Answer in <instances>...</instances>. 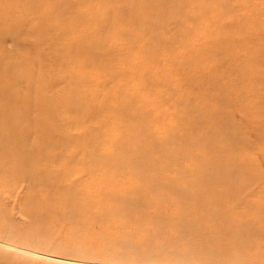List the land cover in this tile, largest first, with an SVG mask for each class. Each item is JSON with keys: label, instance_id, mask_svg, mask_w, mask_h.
I'll return each mask as SVG.
<instances>
[{"label": "bare ground", "instance_id": "bare-ground-1", "mask_svg": "<svg viewBox=\"0 0 264 264\" xmlns=\"http://www.w3.org/2000/svg\"><path fill=\"white\" fill-rule=\"evenodd\" d=\"M194 1L0 0V185H4L0 226L5 239L22 236L32 249L40 250L35 241L50 237L47 227L57 224L75 243L64 254L78 264L121 250L134 253L139 261L160 258L165 264L173 263L170 254L191 259L194 255L188 253L210 251L217 260L225 256L233 264L241 257V248L250 249L261 240L256 238L259 230L244 222L228 225L231 218L226 214L222 220L226 224H216L224 213L220 201L240 204L241 194L255 184L254 175L244 176L242 170L243 162L252 166V158L225 163L222 154L238 139L229 134L232 116L223 112L220 117L227 103L220 98V77L206 73L197 81L195 76L175 72L179 83L174 85L175 78L163 82L164 75L158 72L162 65L189 60H173L177 49L173 41L179 45L199 24L207 28L203 37L207 70L218 66L239 42L241 37L231 34L232 26L222 23L233 18L235 0H196L199 6L185 11L184 5L187 8ZM9 37L21 43L23 52L11 48L14 51L3 54ZM256 55L248 72L264 76L262 46L256 48ZM263 88L258 84V90L247 91L252 107L258 105V114H263L264 99L259 95ZM232 90L239 99L246 89L236 80ZM224 120H229L227 127ZM258 126L259 130L253 126V135L264 139L260 122ZM77 127L82 129L80 136L72 133ZM141 135L146 138L140 141ZM184 160L196 161L199 168L189 169L192 164L184 166ZM127 167L133 185L125 188L122 176ZM95 171L101 173L96 175L99 186L93 188L87 179L86 188L82 177ZM75 173L77 179L66 183ZM54 178L60 183H53L54 191L43 198L33 193L15 200L8 196L25 187L42 192L40 185ZM156 190L162 194L155 195ZM166 192H172L176 201L173 215L163 208ZM21 199L32 225L20 227L23 231L18 233L9 226L14 222L12 206ZM187 202H194L193 210L182 206ZM118 219L135 227L148 225L149 235L140 237L135 246L120 239L115 249L107 248L104 228ZM88 225L94 226L98 237V253L93 252L96 240L83 238ZM170 231L176 237L169 236ZM190 233L200 237H188ZM12 254L4 253L0 264H37L35 257ZM157 255L161 257L154 258Z\"/></svg>", "mask_w": 264, "mask_h": 264}, {"label": "rangeland", "instance_id": "rangeland-1", "mask_svg": "<svg viewBox=\"0 0 264 264\" xmlns=\"http://www.w3.org/2000/svg\"><path fill=\"white\" fill-rule=\"evenodd\" d=\"M198 2L195 0L189 6L187 5V8L184 5V10L187 11L189 9L198 7L200 4V2L199 3ZM248 3L250 5H253L254 8L249 7L247 5ZM232 6L236 8L233 18L229 17L227 19H223L222 23L225 25L229 24L230 26H232L231 34H234L233 37H235L236 35L241 38L238 43H233L235 48L230 53H228V56H225L223 59L218 61V66H215L213 69L210 68L209 70H207V66L204 65L206 63V60L204 59L206 57L207 50L205 47V42L203 41V37L205 38L206 36L207 28L199 24L193 31L190 32V34L187 37L183 38L184 41L182 42L178 41L179 45L177 41L172 40L175 43L174 46L177 47L175 55H172L174 57L173 60L176 59V62H178L180 59H182V57H188L189 60L186 62H183L182 64L179 63L180 65L179 64L172 65L170 67H164V65H162L160 68H158V72L164 75L162 78L163 82L165 81L167 82L171 80L172 78H175L176 77V74H174L175 72L177 73L182 72L186 76H189V75L195 76V79L197 81H202L205 78L206 73L218 74L217 76L220 77L219 87L222 88V91L220 92V94L223 95L220 98L223 99V97H225L226 102H227L226 103L227 106L226 105L222 106V110L220 111V117L223 116V112H226L227 115L229 113L230 116H232L233 118L232 123L234 124L232 125L230 124L228 126L229 120H226V121L224 120L223 123H224V126L226 125V127L228 126V128L230 129L229 134L235 136V139H238V141H236L237 142L236 145L232 147L231 150H229L228 152L222 151V154L226 158L225 163L228 160H232V163H234L235 162L234 160L243 161L245 159L250 160L252 158V161H253L252 166L249 163L247 164V162H243V163H246V166H242L243 167L242 170H243L244 176H246L248 173H251L254 175L255 184L250 185L243 192V194H241L242 202L240 204H233L225 200L220 201L219 199L220 204L224 209V213H221L219 219L217 218L216 224H219V225L226 224L222 221V220H226L225 219V214H226L227 219L231 218L227 222L228 225L233 224L236 227H238L241 223L244 222L245 226L249 227V229L254 228V229H257V231L259 230L260 232L258 231V237L256 238L259 239V237L261 236L260 237L261 240L260 241L258 240L259 242H257L256 244L250 245L249 246L251 247L250 249H245V247L241 248L240 249L241 257L237 260L235 259L233 264H264V139L257 136V134L253 135V132H254L253 126H256L257 127L256 129L258 130L260 128L258 126V122L261 123L262 125L261 127L263 128V131H264V106H261L260 108V109H263V114L261 113L258 114V111H259L257 107L258 105L255 104L252 107L251 105L252 100H249L250 97L247 95L248 90H258L257 89L258 84H262L264 87V76H258L257 74H252L248 72V69L250 66V65L248 66L249 62L257 59L256 48L258 46L259 47L262 46L264 48V12H263L264 0H235L232 2ZM171 29H173V26L171 27ZM171 36L172 35H170V37ZM5 44H6L5 46L6 49L3 52V54L8 53L7 50H9L10 52L14 51L11 48H14V49L16 48L19 52L20 51L23 52V47L21 43L12 37H9L6 40ZM162 52L165 54L164 50ZM161 57L163 58L162 55ZM169 61H172V60H169ZM201 62H204V63H201ZM199 63H201L200 65L202 66H200ZM256 65L258 66L259 64L256 63ZM49 66L50 65H47L45 67L49 70L48 68ZM179 66L181 67L179 68ZM155 70H157V68H155ZM167 71H170V72H167ZM136 76H140V73L136 74ZM236 80H241L244 88L246 89L245 92L242 93L241 97L244 98L242 100H241V97L238 99L237 93L236 92L234 93V90H232ZM173 81H175L174 85H178L179 80L177 78H175V80ZM64 86L65 84H62L59 88L64 87ZM259 92H260L259 95H261L264 99V88L260 89ZM232 100H236V101H232ZM229 102H231L232 104L229 105L228 104ZM224 106L226 107L224 108ZM257 118H259V120H257ZM234 125L236 126V128L234 127ZM209 128H211V126H209ZM234 129L236 130L235 132H234ZM102 130L104 132V129ZM72 133L75 136H80L82 134V129L79 127L73 128ZM222 135L224 134L222 133ZM145 138H146L145 135H141L138 139L141 141L142 139H145ZM241 139H244V141L247 140L249 141V143L242 144V142H239V140ZM103 151L106 152L107 148H105ZM156 153L159 155L158 158H163L161 156L160 151H157ZM183 163H184V166H189V164H192V166H190L189 169L195 168L196 166L198 167V164L196 163V161L184 160ZM171 164L172 163H170L169 166ZM169 166H166V168H168ZM134 172H137V171H134ZM130 174H131L130 169L127 167L122 176L123 178L122 183L125 188L133 185L132 183L130 184L131 180L129 181ZM140 174L142 175V173ZM96 175L100 176L101 173L99 171H95L93 174H87L82 177L83 180L81 182L85 184L86 188H87V184H90L93 186V188H95L100 182V179L98 181V178L96 177ZM173 176L174 175L169 174L170 178H173ZM157 177L164 178V176H159V175H157ZM186 177L188 178L189 176H186ZM76 179H77V174L76 173L72 174L68 177L66 183L67 182L72 183ZM87 179L89 180V182H94V183L87 182L86 184ZM56 182L60 183V179L54 178L53 180H48L45 183L41 184L39 190H41L42 192L39 191L38 193H36V192H33L27 189V187H25V188H17L15 191L12 192V195H8V196L13 198V200H15L16 198H18V196H21L23 194L24 195L28 194L31 196V194L33 193L35 197L43 198L44 194L54 191L53 183H56ZM3 186L4 185H0V188H3ZM7 193H8V190H7ZM153 193L157 196H160L162 194L161 190L159 191L156 190ZM54 195H57V194L54 192ZM147 195L148 193L145 191L144 197H143L145 201L147 200V197H146ZM82 196L83 195H81L80 197ZM175 202L176 201H175L173 193L166 192L164 196V201H163V205H164L163 208L165 209L166 214L173 215L175 213V209H176ZM50 203L53 204L52 200L49 202V204ZM22 204L23 203L21 199V203L18 202L17 205L12 206L13 208L12 218H14L12 219V221L14 222L11 223L13 227L11 225L9 226L11 227L12 230L18 233L20 231H23V229H20V227L32 225L30 224L32 223V220L30 219L31 217L24 215V213H26L28 210L24 208ZM182 204H183L182 206H184L185 208L189 207L191 208V210L194 209V202L192 203L187 202V203H182ZM56 206L58 208L60 207L62 208V204L60 203L56 204ZM2 207L4 208V206ZM151 209L155 210V208L153 207ZM159 209L160 208H158V210ZM119 220L120 219L111 222L110 223L111 225L107 224L108 226L104 228L103 233L107 236L104 238L108 239L107 243L105 244L107 248L110 247L112 249H115L116 244L120 241V239L130 241L131 244L135 246V242L140 237H146V234L149 235L148 234L150 232L149 229L151 228L148 227V225H143L141 227H137V226L135 227L132 223H126V222L124 223L122 220L121 222ZM66 223H65V227L69 229L68 228L69 226ZM20 224L22 225L20 226ZM62 224L64 225L63 221L60 223V225ZM118 225H121V228H118ZM52 226L49 228L47 227V230H46L48 234H51L50 237H48L46 240L42 242L40 241V239L35 241L37 242V244H39L37 247L40 250L32 249L30 247V244L27 243L25 239H23L25 237H22V236L15 237L16 239L12 238L14 241L13 240L9 241L5 239V236L3 235L5 234V229L3 228L2 230V226H0V257L4 253H7L9 251V254L11 256H13L12 253H15V254L27 256L28 258L35 257L33 259L37 261L36 262L37 264H74V263L78 264L80 263L77 260L69 259L65 255L66 253L70 252L68 249L75 246L74 241L73 240L71 241L69 239L68 234H66L64 231H59L61 229H58L57 224L54 227ZM88 227L90 228L89 229L87 228L86 230L83 231V235H84L83 238L84 239L88 238L89 240H96V245L93 248V252L98 253V251L101 248H100V245L98 244V237H95L96 233L94 230V226L88 225ZM15 228L18 230L16 231ZM72 230H75V229L72 228ZM170 232L168 233L169 236L176 237L173 231H170ZM37 233H39L38 229H37ZM72 235L73 237H75V231L74 232L72 231ZM188 237H200V235L190 233ZM19 238L23 239L24 241L20 240ZM76 246H78L79 248H83L82 247L83 244L82 246H79L76 244ZM87 254L88 253H86L85 257H86V260H89L90 255L87 256ZM181 254H184V253H181ZM188 254H193L194 256L191 257V259H188L187 256L180 255L176 257L175 255L170 254L169 258L173 261V263L171 261H164V262H167L166 264H169V263L176 264L175 261L187 260L186 263L188 264H230L229 262L226 261L225 256H221L222 259L217 260L216 257L212 255L213 253H211L210 251L208 252L202 251V252H194V253L191 252ZM63 255L66 259L62 258ZM97 255H102V254H95L93 256H97ZM115 256H119L120 258H114ZM159 257L161 256L157 255L154 258H159ZM112 259L113 260L115 259V260L111 261ZM117 259H120L123 261H120ZM159 259L158 261L157 259L155 260L153 259L152 262L143 260V259L139 261L137 258L136 259L134 258V253L130 252L129 250H121V253H115V254L105 253L103 254V256H100L98 258H92V260H90L87 263L88 264H123V263L125 264H165L161 261V259L160 260ZM117 261H120V262H117Z\"/></svg>", "mask_w": 264, "mask_h": 264}]
</instances>
